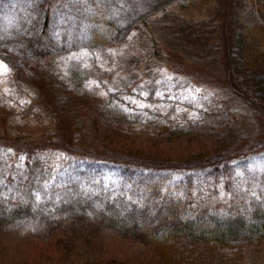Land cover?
I'll return each instance as SVG.
<instances>
[{
    "label": "rangeland",
    "instance_id": "obj_1",
    "mask_svg": "<svg viewBox=\"0 0 264 264\" xmlns=\"http://www.w3.org/2000/svg\"><path fill=\"white\" fill-rule=\"evenodd\" d=\"M216 1L0 0V136H24L42 148L63 132L70 146L125 154L126 147L111 144L107 128L117 122L142 131L141 127L158 121L155 109L153 114L149 112L153 105L133 94L140 92L207 108L214 105L225 111L227 122L225 128L213 130L208 122L209 132L201 130L178 140L167 138L155 146L140 145L142 139L132 137L128 146L138 145V151L186 157L217 148L246 149L263 142L264 100L251 102L229 65L231 58L238 62L235 14L240 5L229 3L220 8ZM42 6L47 8L51 23L49 46L71 51L62 61L36 68L26 64L24 57L33 55L24 46ZM96 8L111 21V27L105 28L108 38L124 40L118 50L111 49L97 62L84 45L90 39V12ZM211 12L220 24L215 41L209 47H194L185 37V30L189 31L186 24ZM152 41L161 56L152 55ZM121 52L135 55L141 64L128 65L124 57H118ZM120 60L117 72L107 75ZM252 71L264 75V60ZM111 89L117 91L112 96ZM96 105L107 107L103 115L96 110L101 127L106 128L103 131L86 124L88 108ZM158 105L161 109L170 106L167 102ZM176 108L182 111V103ZM37 150L41 151L36 156L43 169L35 174L36 201L22 213H9V205L1 210L8 214L0 212V264H160L145 246L103 225L98 219L101 210H91L93 205L87 200H91L93 183L97 180L115 186L119 180L115 166L91 163L79 155L64 157L48 149ZM11 155L9 149L0 148V168ZM250 162L251 169L263 171L264 149L255 152ZM79 168H91L95 180H81ZM2 181L0 195L11 194L12 185Z\"/></svg>",
    "mask_w": 264,
    "mask_h": 264
},
{
    "label": "trees",
    "instance_id": "obj_2",
    "mask_svg": "<svg viewBox=\"0 0 264 264\" xmlns=\"http://www.w3.org/2000/svg\"><path fill=\"white\" fill-rule=\"evenodd\" d=\"M236 1H216V5L221 4L220 8L229 3L240 5L235 14L238 62L231 58V73L244 84L251 102L264 100V75L252 71L264 60V0ZM96 9L90 12V39L84 45L97 62L111 49L118 50L124 40L108 38L106 30L111 27V21L105 18L102 10ZM39 14L32 36L26 39L24 46L25 51L33 55L24 57L26 64L36 68L62 61L71 51L53 50L49 46L51 23L47 8L42 6ZM208 16L195 22L187 19L190 22L186 24L189 31L185 30V37L194 47H209L215 41L220 24L215 14L208 13ZM119 54L128 65L141 64L133 54ZM152 55L161 56L156 41H152ZM120 65L121 60L106 74L113 75L111 73L117 72ZM246 70L249 74L244 73ZM116 92L111 89L109 95ZM133 94L153 105L145 109L153 114L154 108L158 121L153 126L141 127L142 131L124 128L117 122L107 128L111 144L126 147L123 148L127 149L125 154L70 146L63 132L42 148L40 143H32L24 136H0V148L12 153L0 168V183L4 180L12 185L11 194L0 195V212L8 214L7 210H1L9 205L12 207L9 213H22L36 201L35 174L43 169L36 156L41 152L37 148L64 157L74 154L91 163L104 162L117 168L119 180L113 187L95 180L91 168H79L77 173L81 180L96 181L91 200H87L93 205L91 210H101L103 214L99 213L98 219L103 225L145 246L160 264H264V170L251 169L250 162L255 152L264 149V141L252 143L246 149L234 146L222 151L217 148L186 157L152 156L151 151L143 153L138 151V145L131 148L127 141L135 137L144 142L140 145L155 146L167 138L168 141L184 139L194 132L207 131L209 124V130L223 129L226 113L214 105L207 108L175 97ZM117 97L120 98L119 94ZM166 102L170 106L161 109L158 104ZM177 103H182L180 112H177ZM106 108L98 105L88 108L90 113H86L85 118L90 129L96 126L101 131L106 129L101 127L103 122L96 116V110L103 115Z\"/></svg>",
    "mask_w": 264,
    "mask_h": 264
}]
</instances>
